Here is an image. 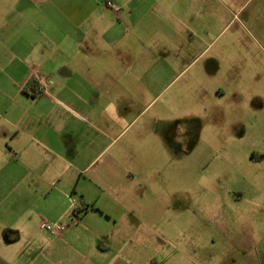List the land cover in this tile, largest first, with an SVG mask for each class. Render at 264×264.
<instances>
[{
    "label": "crops",
    "instance_id": "obj_1",
    "mask_svg": "<svg viewBox=\"0 0 264 264\" xmlns=\"http://www.w3.org/2000/svg\"><path fill=\"white\" fill-rule=\"evenodd\" d=\"M130 4L0 0V264L17 246L36 249L29 264H149L128 250L177 234L158 227L178 196L172 182L159 188L161 164L113 148L126 118L114 116L116 89L126 104L132 69L121 44ZM36 71L51 81L45 94Z\"/></svg>",
    "mask_w": 264,
    "mask_h": 264
},
{
    "label": "rangeland",
    "instance_id": "obj_2",
    "mask_svg": "<svg viewBox=\"0 0 264 264\" xmlns=\"http://www.w3.org/2000/svg\"><path fill=\"white\" fill-rule=\"evenodd\" d=\"M131 9L121 43L131 77L114 114L126 118L113 148L132 164H161L159 188L172 182L178 196L158 227L178 232L128 251L149 264H264V0H131ZM33 250L10 249L13 264H29Z\"/></svg>",
    "mask_w": 264,
    "mask_h": 264
},
{
    "label": "built area",
    "instance_id": "obj_3",
    "mask_svg": "<svg viewBox=\"0 0 264 264\" xmlns=\"http://www.w3.org/2000/svg\"><path fill=\"white\" fill-rule=\"evenodd\" d=\"M106 5L108 7L113 8V3L111 1H107ZM116 14H119L118 9H115ZM35 84L37 85V91L40 94H45L47 92V90L49 89L50 85H51V81L49 78L43 76L42 74H40L39 72H35ZM47 223V222H45ZM45 228L47 231H49L51 234H53L54 236H58L61 232H62V226L60 224H46Z\"/></svg>",
    "mask_w": 264,
    "mask_h": 264
},
{
    "label": "trees",
    "instance_id": "obj_4",
    "mask_svg": "<svg viewBox=\"0 0 264 264\" xmlns=\"http://www.w3.org/2000/svg\"><path fill=\"white\" fill-rule=\"evenodd\" d=\"M82 211H83V210H79L78 213H77V215L81 214Z\"/></svg>",
    "mask_w": 264,
    "mask_h": 264
}]
</instances>
